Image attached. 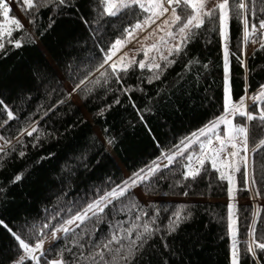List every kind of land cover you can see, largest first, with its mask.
Masks as SVG:
<instances>
[{
	"label": "trees",
	"instance_id": "1",
	"mask_svg": "<svg viewBox=\"0 0 264 264\" xmlns=\"http://www.w3.org/2000/svg\"><path fill=\"white\" fill-rule=\"evenodd\" d=\"M18 7L29 29L12 32L11 39L20 38L21 47L16 48L5 40V48L0 51V99L18 116L0 129V135L11 137L15 146V151L0 154V220L13 231H18L25 223L42 224L52 213L70 204L79 207L94 199L98 193L110 190L158 160L162 152H167L181 139L222 114V42L219 35L210 30L207 20L188 44L187 56L178 57L177 63L169 67L159 80L149 84L146 78L151 73L147 69H135L125 78L124 86L131 88V93L120 91L121 86L113 79L107 85L95 87L90 94L83 89L76 91L73 101L68 91L86 75H91L100 59L91 34L97 27L93 21L100 8L98 0H69L68 6L49 5L41 7L38 12ZM85 20L89 22L87 25ZM135 20L136 17L124 13L105 17L102 21L105 28L96 34L95 41L107 43L114 40ZM0 21H3L2 15ZM241 27L239 22L232 21L231 49L237 55H240L237 45L242 38ZM192 57H197L200 65H207V68L198 66L199 75L195 79L193 74L183 72V62ZM244 59L247 71L234 57L231 58L234 101L244 96L245 90L250 96L264 85V50L256 46L247 54L245 46ZM178 73L183 75L182 80H178ZM99 76L97 72L91 79ZM85 87L92 85L89 83ZM117 98L120 102L114 103ZM61 100L64 103H59ZM249 103L251 110L254 105L251 100ZM145 108H150L151 112H143L144 120L141 121L137 109L143 111ZM4 118L0 113V120ZM29 119L39 121L38 128L44 135L38 144L26 135L24 145L18 144L15 136ZM256 124L257 121L251 122L250 131L258 134ZM109 139L113 143L109 144ZM20 150L26 153L23 157L18 154ZM255 165L256 187L261 189V196L255 199L264 201V150L257 155ZM175 167L163 169L158 174L167 178L159 180L154 190L146 191L143 186L138 187L142 192L136 189L142 200H148L147 197L172 200L145 203L134 190L130 193L147 208L149 215L154 212L151 205L160 209L157 221L160 232L144 244L133 264H230L228 204L220 201L229 198L228 182L220 180L216 171H202L195 180H184L179 172L172 174ZM124 170L129 174L128 178ZM21 173L23 178L12 183L14 176ZM237 181V197L252 199L253 193L242 190L239 174ZM185 192L188 194L184 195ZM58 198L60 203H57ZM179 205H186L191 216L169 235L166 224ZM257 206L260 209L257 235L264 234V204H240L237 205V238L240 241L245 239L252 212ZM108 211L105 209L106 213ZM135 214L133 212L132 216ZM64 216L65 213L60 211L58 219ZM128 218L126 212L115 217L109 214L97 226L94 241L108 233L109 221ZM57 243L62 244V240L56 241L45 252L54 249ZM240 250L241 264H254L243 256V244ZM18 253V242L0 226V264H10ZM68 258L66 254L65 259ZM41 264H44L43 259ZM260 264H264V255H261Z\"/></svg>",
	"mask_w": 264,
	"mask_h": 264
},
{
	"label": "snow or ice",
	"instance_id": "2",
	"mask_svg": "<svg viewBox=\"0 0 264 264\" xmlns=\"http://www.w3.org/2000/svg\"><path fill=\"white\" fill-rule=\"evenodd\" d=\"M211 2L212 0H98L100 8L93 21L97 27L91 34L100 59L91 75H86L76 83L73 92L83 89L86 94H90L95 87L107 85L114 79L116 84L121 86L120 91L131 93L132 89L125 87L124 84L129 71L135 69H147L151 73L146 78L149 84L159 80L169 67L177 63L178 57L182 54L187 56L188 44L199 34L207 20L210 30L215 31L222 42L223 112L204 127L181 139L167 152H162L158 160L134 172L127 180L112 186L110 190L98 193L94 199L85 201L79 207L70 204L61 209L60 211L65 213L62 219H58L60 211H57L47 217L46 222L25 223L18 231H13L0 220V226L6 228L18 242L19 253L10 264H27L28 261L41 264L42 259L44 264H133L144 244L160 232L157 224L160 209L156 205H151L154 212L149 215L147 208L130 193L139 186H143L146 191L154 190L159 180L167 178L158 174L163 169H171L173 165L176 167L172 174L179 172L184 180L189 178L195 180L202 171L218 172V178L226 180L229 184L230 201L236 199L237 174L242 182V190L253 193L254 199L261 196V189L256 187L255 160L264 150V85L259 86L250 96L245 90V95L234 101L231 88V58L234 57L247 71L244 47L250 42L258 43L259 49L264 50V0H215L209 7ZM17 3L18 6L24 7V11L34 9L38 12L41 7L49 5L68 6L69 0H17ZM10 12V0H0V15L5 21L0 23V51L5 48V40L9 44H14L16 48L22 46L20 38L13 41L11 36L13 30H24V25L14 16L10 19ZM121 13L136 17L135 22L125 27L121 35L114 40L107 43L104 40L95 41L96 34L105 28V24L102 23L105 17H117ZM233 20L242 26V38L237 45L240 55L231 49ZM84 23L87 25L89 22L85 20ZM141 32L145 33L143 37L139 35ZM150 40L153 41L151 44L148 43ZM133 42L137 46L124 51ZM101 44L104 46L101 47ZM141 53L143 58L137 59ZM198 66L207 68L206 64L200 65L197 57L189 58L183 62V72L193 74L195 79L199 75ZM97 72L100 76L92 80L91 76ZM177 77L178 80L183 79L180 73ZM89 83L92 87H85ZM71 95L72 93H68V96ZM247 100H251L254 105L251 110L246 103ZM119 102L118 98L114 100V103ZM59 103L62 104L64 101L61 100ZM137 112L139 119L143 121V112H151V109L145 108L143 111L137 109ZM0 113L5 116L0 120V129L10 121L18 119L2 99ZM44 115H47V112ZM253 121H257L255 128L259 130L258 134L250 131ZM38 124L39 121L29 119L24 127L18 130L16 142L24 145L23 137L26 135L32 137L38 144L44 135ZM34 133L37 135L34 136ZM0 141H2L0 154L7 155L9 151H15L11 137L0 135ZM108 143H113V140L109 139ZM18 154L23 157L26 153L20 150ZM206 164L209 167H205ZM153 177L157 179L153 180ZM22 178L23 173L17 174L12 183L19 182ZM57 203H60V198ZM227 207L228 232L231 237L230 264H241V244L243 256L254 261V264H260L261 255H264V234L258 236L256 231L259 206L252 212L253 218L249 221L243 241L237 238V205L230 202ZM105 209L109 211L106 213ZM123 212L128 214V220L109 221L108 233L94 241L97 226L104 222L109 214L115 217L116 214ZM133 212L136 213L134 217ZM190 216L186 205L177 206L166 224L167 233L170 235L175 232ZM53 220L57 222L51 223ZM49 237L53 241L62 240V244L57 243L54 249H49L46 253L44 244ZM53 251L56 252L54 256L51 255ZM66 254L69 256L68 259H65Z\"/></svg>",
	"mask_w": 264,
	"mask_h": 264
},
{
	"label": "rangeland",
	"instance_id": "3",
	"mask_svg": "<svg viewBox=\"0 0 264 264\" xmlns=\"http://www.w3.org/2000/svg\"><path fill=\"white\" fill-rule=\"evenodd\" d=\"M214 2H215V0H212V2L209 4V7H211L212 4H213ZM10 8H11V12H10V14H9V18L11 19L13 16L16 17V18H18V19L23 23L24 28L29 29V25H28L26 19L24 18V16L22 15V13H21V11H20L18 5H17L16 0H10ZM4 22H5L4 19H3V21H0V23H4ZM153 27H155V25H153ZM149 31H151V29H149ZM139 35H140L141 37H143V36L145 35V33L141 32ZM152 42H153L152 40L148 41L149 44H151ZM134 46H137V45H135V42H133L132 44H129L128 47L124 49V51H128V49L133 48ZM256 46H259V44H258V43H251V42L248 43V44L246 45V53L249 54V53L253 50V48L256 47ZM140 58H143V53H141V54L137 57V59H140ZM62 80H63V79H62ZM63 82H64V81H63ZM69 86H70V85H69ZM70 87H71V86H70ZM66 89H67V91L69 90L68 88H66ZM72 90H73V89H72V87H71L70 90L68 91V93H72V95H71V99L73 100V96L76 95V94H75V92H73ZM73 101H74V100H73ZM246 103H247V105H249V104H250V103H249V100H247ZM87 119H88V118H87ZM0 143H2V141H0ZM161 167H163V166H161ZM124 175H125L126 178L129 177V174H128L125 170H124ZM136 189H139V188L136 187L135 189H133L135 193H136ZM139 190H140V189H139ZM140 191H141V190H140ZM141 192H142V191H141ZM236 192H237V190L235 191V196H236L235 201H230V198H228V199H223V200H220V201L223 202V203H225V204H229L230 202H234L236 205H240V204H244V205H246V204H248V205H254V206H256L257 204H264V201H260V200L254 199V198H252V199H241V198H238L237 195H236ZM136 195H137V193H136ZM137 196H138V195H137ZM138 197H139V196H138ZM147 198H148V200H147V199L142 200V199L139 197V199H140L141 201L145 202V203L148 202V201H150V200H157V201H163V200H165V201H170V200H172V199H167V198H150V197H147ZM173 200H174V199H173ZM176 200H177V199H176ZM177 201H203V200H196V199H187V200H183V199H178ZM59 235L62 236V234H59ZM55 242H56V241H53L52 238L49 237L48 240L46 241V243L44 244V251H46V250H47L51 245H53Z\"/></svg>",
	"mask_w": 264,
	"mask_h": 264
}]
</instances>
